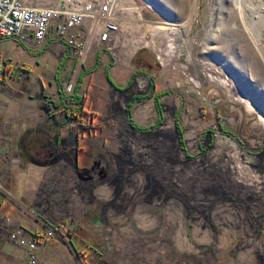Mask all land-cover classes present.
<instances>
[{"label":"crops","instance_id":"obj_1","mask_svg":"<svg viewBox=\"0 0 264 264\" xmlns=\"http://www.w3.org/2000/svg\"><path fill=\"white\" fill-rule=\"evenodd\" d=\"M20 1L45 8L53 0ZM119 55L113 61L93 50L78 68L62 43L0 41V176L9 173L10 194L0 195V264H30L2 228L42 236L58 223L66 227V240L41 239L34 264H215L207 252L215 239L207 210L223 203L199 192L201 201L193 203L204 205L205 213L188 216V206L199 209L181 195L178 177L183 162L203 161L208 149L221 145L206 125L215 109L184 97L182 83L162 72L149 51ZM69 82L71 106L62 92ZM166 106L172 107L169 138ZM218 129L232 139L227 128ZM151 147L156 157H165L169 147L173 179L166 199L159 192L155 199L146 169H130L133 153L140 157ZM117 177L124 182L116 197L111 181ZM251 253H240L237 264H251Z\"/></svg>","mask_w":264,"mask_h":264},{"label":"rangeland","instance_id":"obj_2","mask_svg":"<svg viewBox=\"0 0 264 264\" xmlns=\"http://www.w3.org/2000/svg\"><path fill=\"white\" fill-rule=\"evenodd\" d=\"M37 1L45 3L49 0ZM122 1L126 12L122 16L125 20L116 61L119 54H131L144 46L141 50L149 51L156 62L154 51L159 50L164 60L161 71L182 83V95L190 94L188 99L197 107L205 102L215 109L206 125L212 129L216 143L220 140L221 145L208 149L203 161L183 162L178 176L181 184L177 179L183 190L181 195L188 203L201 201L203 191L213 193V200L223 203V208L207 210L212 223L209 227L215 235L214 244L207 252L213 255L215 264H237V256L244 251L252 252L251 264H264V27L260 28L262 39L257 51L241 26L234 22L232 0H196V11L190 20L184 8L192 0ZM249 9L253 12L251 15H255L250 19L258 28L259 22L264 20L260 17L264 9L260 14L250 6ZM148 22L159 24L150 26ZM157 25L169 28L153 31L151 27ZM168 60L176 61L185 72L172 71L165 64ZM209 66L227 79L231 88L228 95L218 84L210 83L202 76L203 69ZM170 108L166 106L165 111L166 138H169L168 129L172 126ZM216 110L220 113L219 119H216ZM218 125L227 128L232 139L222 135ZM155 149L151 147L140 157L133 153L130 169H146L147 186L152 185L150 191L154 190L155 199L158 192L165 194L166 199L172 192L169 184L173 179L172 158L168 156L169 147H166L165 157H156ZM189 151L195 154L194 147ZM206 181L208 187L203 188L202 183ZM193 206L199 210L192 211L188 206V216L193 212L194 215L204 212V205L193 203ZM201 218L205 219V216ZM2 229L6 235V229ZM222 250L227 251V255L221 256Z\"/></svg>","mask_w":264,"mask_h":264},{"label":"built area","instance_id":"obj_3","mask_svg":"<svg viewBox=\"0 0 264 264\" xmlns=\"http://www.w3.org/2000/svg\"><path fill=\"white\" fill-rule=\"evenodd\" d=\"M123 5L122 0H53L45 8H31L23 5L20 0H0V41L12 40L27 47L42 45L48 39L62 43L76 61L78 68L85 64L93 50L105 52L116 61V49L119 44L117 46L114 41L121 33L122 22L125 20L122 17L126 12ZM148 24L151 26L159 23ZM143 48L144 46L139 50ZM154 54L157 66L162 69L164 60L160 56L163 53L157 50ZM165 64L174 72H185V68L176 61L168 60ZM3 66L0 61V68ZM202 76L210 83L218 84L228 95L231 88L227 79L213 66L204 68ZM189 81L196 86L191 79ZM73 90L74 85L71 82L62 87L66 102L70 106ZM70 116L75 117L76 112H71ZM2 162L0 157V164ZM6 182V176H0V195L10 197ZM8 227L5 228L7 238L16 246L25 249L30 264L36 262L34 252L41 239L48 241L55 237L63 240L67 238L63 223L49 226L42 236H29L21 229Z\"/></svg>","mask_w":264,"mask_h":264},{"label":"bare ground","instance_id":"obj_4","mask_svg":"<svg viewBox=\"0 0 264 264\" xmlns=\"http://www.w3.org/2000/svg\"><path fill=\"white\" fill-rule=\"evenodd\" d=\"M182 1L189 2V0H182ZM232 2H233L232 4L234 10V22L236 21V23H238L241 26L242 30L247 34V36L250 38L251 42L253 43L254 47H256V50L258 51V45H259L258 43L262 39L261 38L262 31L260 30V28L262 29L264 27V20H262L261 23L259 22L258 28L255 27L256 23L254 24L252 19H250L255 15L253 16L251 15L252 11H250L249 6L253 8L255 11H258L260 14L261 10L264 9V0H232ZM195 8H196V0H192L191 3H188V5L186 3L184 10L189 15L187 18L188 20H190L193 14L195 13L196 11ZM260 17L264 19V14L263 15L260 14ZM151 28L153 31H158L164 29L167 30L169 26L157 25V26H152ZM117 39L114 42L118 46V44H120L119 40L121 39L120 34H118Z\"/></svg>","mask_w":264,"mask_h":264},{"label":"trees","instance_id":"obj_5","mask_svg":"<svg viewBox=\"0 0 264 264\" xmlns=\"http://www.w3.org/2000/svg\"><path fill=\"white\" fill-rule=\"evenodd\" d=\"M123 182H124V179L123 178H121V177H117V178H115V179H113L112 181H111V184L114 186V188H115V196L117 197V195H118V192H119V190H120V186L123 184ZM152 183V182H151ZM152 185H150V186H148V188L150 189V187H151ZM152 188V187H151ZM153 189V188H152ZM154 191V190H153ZM153 191H151V192H153ZM154 193V192H153Z\"/></svg>","mask_w":264,"mask_h":264}]
</instances>
